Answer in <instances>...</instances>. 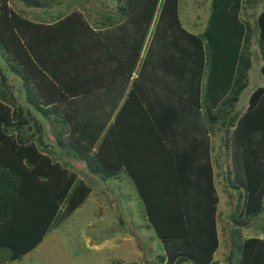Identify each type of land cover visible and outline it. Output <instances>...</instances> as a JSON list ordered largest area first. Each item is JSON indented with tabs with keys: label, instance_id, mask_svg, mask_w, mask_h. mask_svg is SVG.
<instances>
[{
	"label": "trees",
	"instance_id": "1",
	"mask_svg": "<svg viewBox=\"0 0 264 264\" xmlns=\"http://www.w3.org/2000/svg\"><path fill=\"white\" fill-rule=\"evenodd\" d=\"M20 1L31 7L40 0ZM116 2L118 19L130 16L139 33L133 43L122 44V55L111 35L95 33L78 12L50 23L38 22L0 0V47L10 70L21 79L28 105L16 104L13 94L6 93L0 66V264L33 249L91 191L76 172L46 152L42 125L33 111L46 118L56 116L55 141L76 152L91 174L105 180L126 172L162 245L164 253L157 264L213 262L219 245L218 196L208 152L192 131L193 111H201L202 122L211 131L215 120L227 112L225 106L237 102L248 83L255 35L264 75V6L254 30L241 16L245 0H211L205 27L194 34L181 25L179 0ZM157 8L152 42L141 58ZM108 25L101 22L100 27ZM154 41L161 56L150 69L168 77L165 88L173 94L158 99L150 98L146 86ZM97 44L102 47L98 55ZM101 55L103 60L117 56V65L105 69L128 90L113 122L100 135L104 125L87 130L89 124L82 116L62 107L81 88L90 92L96 87V82L86 80L92 74L75 73L92 69ZM136 66L138 72L129 81ZM225 124L232 130L228 135L226 129L224 144L233 146L238 165L235 182L242 188L230 217L240 228L264 209V85L250 93L244 111H235L228 122L222 120ZM69 125V136L64 138ZM233 244L239 252L236 264H264V238L252 236Z\"/></svg>",
	"mask_w": 264,
	"mask_h": 264
},
{
	"label": "rangeland",
	"instance_id": "2",
	"mask_svg": "<svg viewBox=\"0 0 264 264\" xmlns=\"http://www.w3.org/2000/svg\"><path fill=\"white\" fill-rule=\"evenodd\" d=\"M7 1L16 13L21 12L25 17L38 22L50 23L71 12H78L95 33L113 37V41L120 46L118 55H122L121 52L125 47L123 45L139 37L130 16L118 19L116 0H40L38 6L31 7L25 6L20 0ZM210 2L211 0H179V20L186 31L194 34L203 31L210 12ZM263 6L264 0H245L244 2L241 16L250 22L254 30L257 29L258 12ZM158 9L144 36L140 51L141 58L144 56L147 44L152 42ZM107 16L110 19L114 18L116 22L109 24L105 19ZM101 22L109 24V27H100ZM255 38L256 35L253 37L250 50L251 67L248 72V83L240 93L237 102L232 107L225 106L224 109L227 112L215 120L211 131L202 122L201 111L196 109L193 111L194 130L192 131L208 152L213 169V183L218 196L216 221L219 245L214 253L212 264H236L239 252L233 241L235 243L252 236L264 238V209L258 215L250 217L248 223L240 228L231 221L230 215L239 201L238 194L242 192V188L235 182V168H238V165L235 162L233 146L224 144L226 129L229 132L227 134L230 135L232 128H229L228 124L222 125V120L228 122L235 111H244L250 93L256 87L264 85V75L260 71L262 57ZM152 44L159 43L154 41ZM100 47V44H97V47L94 46L97 50L96 55ZM102 59L104 55L96 58L95 61L102 62ZM113 59L115 57H112V60H106L107 63L110 62V67H113ZM9 63L0 47V66L7 82L5 91L13 94L16 104L28 107L21 79L10 70ZM137 72L138 66L135 68V73ZM69 106L78 110L77 115L88 120L89 125L90 121H96V118L90 119V116L107 112L101 111L99 105L84 109L80 99L74 100L67 107ZM67 107H62V110L64 111ZM33 118L41 123L44 141L49 145L53 142V133L58 127L55 121L56 116L50 114L46 118L39 112L33 111ZM29 122L32 124V120ZM57 148L58 155L53 154L49 146H46L45 150L61 164L73 165L78 176L80 174L79 178L89 184L91 191L85 201L61 224L49 230L33 249L18 259L8 261L7 264H157L158 257L164 251L160 240L146 219L143 203L129 176L120 172L116 177L103 180L94 174L90 175L79 167L80 160L74 157L66 147L59 145ZM181 264L192 263L187 260Z\"/></svg>",
	"mask_w": 264,
	"mask_h": 264
},
{
	"label": "crops",
	"instance_id": "3",
	"mask_svg": "<svg viewBox=\"0 0 264 264\" xmlns=\"http://www.w3.org/2000/svg\"><path fill=\"white\" fill-rule=\"evenodd\" d=\"M251 1H253V0H251ZM260 10H259V12H260ZM152 45H154L153 46L154 51H152L150 54L151 61H150V65L148 68L149 82L146 84V86H148L147 91L150 94V98L158 99L160 97H165L168 94L169 95H173V94L172 93L170 94V91L165 88L164 82H166V81L168 82V77H166L165 75H162L161 72L159 73L158 70L157 71L159 74H157V72L150 69L152 66L155 65V62L157 60H159V58L161 56V52H160L159 47H158L159 44H152ZM115 46H117L116 48H118V50L120 49L119 44H115ZM148 47H149V44H147V47L145 49L144 54L146 53V50ZM124 52H126L125 49H124ZM112 64H113V66L117 65V56L115 57V59H113ZM105 65L107 66V65H111V64H110V62L107 63L106 60L102 59V62H99V60H97L94 63V65L92 66V69L89 66V68L86 70H83V69L82 70H76L75 74H82V75H84V77H86L85 76L86 74H92L91 76L87 77L86 80L90 81L91 83L96 82L95 84L93 83V85L96 87H94L90 92H87L86 89H84L82 91L83 88H81V91L77 95H75L74 99H72V102L74 100L80 99L81 100V106L84 109L91 108V107L94 108V105H97V106L99 105L100 106L99 108L101 109V111H103V112L107 111L105 114H100L101 116L99 114L98 115L93 114L94 116H90L89 117L90 119L96 118V121H90L91 123H90L89 127L88 126L86 127L87 130H92V129L98 130V128L100 129L101 126L104 125V129L102 128L103 130L101 131L100 135L103 134L104 131L106 130L105 128H107L108 125L113 122L114 117L116 116V114H117V112H118V110H119V108L123 102V99L126 95V92L128 90V85L124 88V86H122V84H121L119 77H113V75H111V73H107V70L105 69ZM72 74H74V73L72 72ZM67 75H69V74H67ZM135 76H136L135 69H133V71L131 72V75L129 77V81L131 79H133ZM111 80H115L114 81L115 83L112 84L111 86L106 85ZM81 81H82V79H81ZM82 101H83V103H82ZM71 103H69V104H71ZM106 108H108V109L106 110ZM65 110L68 112H74L76 114L79 113L78 110H76L75 108H72L70 106H69V108L67 107V109H65ZM127 113H128V118L126 117V120L131 121L132 116L129 115V113L132 114L131 109ZM86 121L88 123V120H86ZM58 130H59V127H57L55 129V131L53 133V138H54L53 142H51L49 145H47L48 143L45 142L44 138H43L44 143L53 150L52 151L53 154L56 153L57 155H58V148L57 147L59 145L55 141V135L58 134ZM70 130H71V126L69 125V130L66 131V133L63 135L64 138L66 136L68 138V136H69L68 132H70ZM79 149H80V147H79ZM83 150L86 151V149H83ZM92 150L93 149H91L90 152H92ZM69 152H72L74 157H76L78 160H80L81 164L79 165V167L81 169H83L84 171H87L91 175V173L89 172V170L85 166L84 162L82 163L83 160L81 158L80 159L78 158V155L76 154V152L74 153V151H70V150H69ZM54 160L58 161L57 159H54ZM72 160L74 161L75 159L73 158ZM63 165H65L69 170L76 172L73 165H71V164H69V165L63 164ZM120 172L126 173L124 170H121ZM117 175L118 174H116L113 177H116ZM79 176H80V174H79ZM92 176H94V175H92ZM95 176H97V175H95ZM0 253H2V252H0Z\"/></svg>",
	"mask_w": 264,
	"mask_h": 264
}]
</instances>
